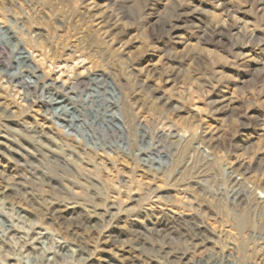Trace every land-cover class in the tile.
Instances as JSON below:
<instances>
[{
    "label": "rangeland",
    "instance_id": "374dc122",
    "mask_svg": "<svg viewBox=\"0 0 264 264\" xmlns=\"http://www.w3.org/2000/svg\"><path fill=\"white\" fill-rule=\"evenodd\" d=\"M0 264H264V0H0Z\"/></svg>",
    "mask_w": 264,
    "mask_h": 264
},
{
    "label": "bare ground",
    "instance_id": "6f19581e",
    "mask_svg": "<svg viewBox=\"0 0 264 264\" xmlns=\"http://www.w3.org/2000/svg\"><path fill=\"white\" fill-rule=\"evenodd\" d=\"M29 86H31V84L29 85ZM47 89H49L50 87L48 86V87H46ZM34 89V88H33ZM96 95V94H95ZM43 99V98H42ZM92 99V98H91ZM54 102V101H53ZM46 103V102H45ZM51 103V102H50ZM41 104V103H40ZM98 115V114H97ZM96 115V116H97ZM120 127V126H119ZM111 128V130H113V131H115L116 129H115V127L114 126H112V127H110ZM121 129V128H120ZM41 142V141H40ZM76 178V177H75ZM110 207V206H109ZM56 213V212H55ZM58 213V212H57ZM60 214V213H59ZM54 215V214H53ZM59 216H61V215H58V217ZM88 216L90 217L91 215L90 214H85V215H83V216H81L76 222H75V224H74V229H70V231L71 232H73V234L74 233H76V231L77 230H79L80 229V227L81 226H83V225H85V224H87L88 223ZM57 217V216H56ZM61 217H64V216H61ZM73 227V226H72ZM84 227V226H83ZM104 227V226H103ZM104 235H106V234H104ZM111 235L112 234H110V235H108V237L110 238L111 237ZM113 239V238H112ZM142 246V245H141ZM151 247H153V246H151ZM177 249V248H176ZM179 249V248H178ZM179 252H181V250L179 249V250H175V251H166V250H164V248L163 247H159L157 250H156V253H157V255H160V256H162V257H164L166 260H170L169 258H170V256L171 255H173V254H180ZM182 255V254H181ZM209 262V261H208Z\"/></svg>",
    "mask_w": 264,
    "mask_h": 264
}]
</instances>
